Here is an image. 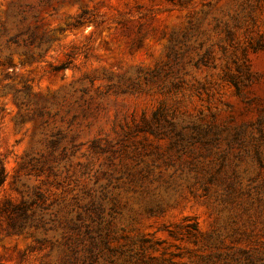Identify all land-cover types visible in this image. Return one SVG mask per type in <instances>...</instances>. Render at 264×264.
Listing matches in <instances>:
<instances>
[{"label":"rangeland","instance_id":"374dc122","mask_svg":"<svg viewBox=\"0 0 264 264\" xmlns=\"http://www.w3.org/2000/svg\"><path fill=\"white\" fill-rule=\"evenodd\" d=\"M2 169L0 208L90 202L94 264H234L219 183L264 180V0H0ZM61 231L0 214V264H62Z\"/></svg>","mask_w":264,"mask_h":264},{"label":"trees","instance_id":"16d2710c","mask_svg":"<svg viewBox=\"0 0 264 264\" xmlns=\"http://www.w3.org/2000/svg\"><path fill=\"white\" fill-rule=\"evenodd\" d=\"M25 19V15L18 19L19 23ZM3 33L8 35L7 42L17 46H30L34 42L32 33L25 29H19L10 34L5 25H2ZM10 34V35H9ZM26 60H33L31 51H23ZM62 67H57V69ZM4 170L0 172V187L5 181ZM210 178L207 184L214 183ZM208 186V185H207ZM219 186L222 192L218 195L221 203L235 213L230 220L238 235L237 241L248 240L251 244L245 248H239L234 256V264H264V180L252 177L246 180L238 175L224 178ZM53 202L49 203V195L42 189H37L32 196L20 203L7 202L0 208V214H6L8 228L13 232H22L30 228L40 229L44 232L61 228L60 238L56 246L61 249L62 264H94L95 242L90 245L85 243V236L93 239L90 202H82L81 197H76L71 209L66 215H61L53 210ZM245 217L243 223L241 218ZM191 218L185 217V220ZM237 225V227H236ZM240 225V226H239ZM189 234L198 230V222H192L184 226Z\"/></svg>","mask_w":264,"mask_h":264}]
</instances>
